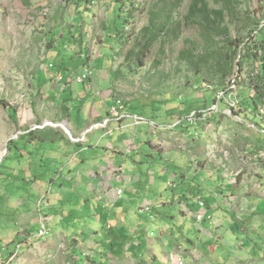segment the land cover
Here are the masks:
<instances>
[{
    "label": "rangeland",
    "instance_id": "obj_1",
    "mask_svg": "<svg viewBox=\"0 0 264 264\" xmlns=\"http://www.w3.org/2000/svg\"><path fill=\"white\" fill-rule=\"evenodd\" d=\"M175 1L135 0L137 7L122 29L125 43L121 46L108 42L107 37L115 16L114 0H0V159L5 144L14 142L2 159L7 157L4 168H0L8 178L0 176V263L8 258L5 264H178L172 253L174 243L191 249L198 242L194 220L182 215L178 202L173 207L170 204L172 194L179 201L188 190V184L182 186L180 182V172L191 181L195 180L191 172H200L204 180L200 182L199 196L205 199V207L209 200L213 208L202 212L203 223L211 215L214 219L225 217L246 223L253 220L258 224L253 228L257 234L250 228L245 232L237 228L236 234H229L228 248L264 255V229L259 226H264V143L259 151L254 148L256 139L262 137L259 131L264 129V117L259 114L264 104L251 114L241 109L238 102L245 95L253 96L251 91L242 84L237 89L233 84L225 90L211 87L180 57L187 40L201 44L197 26H184L178 39L166 40L164 46L154 44L141 63H132L126 57L148 23L147 10ZM237 1L240 4L235 18L225 22L232 36H243L249 29L244 27L246 22L263 20L264 0ZM188 3L189 0L183 1L176 12L177 19L183 18ZM209 4L219 7L212 0ZM84 68H89L92 75L79 83L77 77ZM65 86L74 91L108 94L114 102H121L127 115L143 120L122 130L117 129L115 122L109 124L112 139L120 136L135 142L137 151L127 156L124 175L130 182L144 174L155 180L147 196L137 191L141 187L136 183L129 188L122 186L125 200L139 197L140 201L150 202L151 220L146 213L138 215L140 232L129 243L139 247L138 257L133 248L126 255L118 251L117 245L110 248L115 241L110 239L115 238L114 230L103 231L110 236L107 245L104 241L92 244L88 240V220L93 214L88 213L82 201L88 187L75 186L66 195L60 191V184L68 172L28 169L32 164L45 167L57 158L56 150L43 140L51 130L48 123L59 124L61 116L65 117L62 111L68 110L63 109V103L69 93L59 92ZM2 103L15 108V121ZM85 112L88 110H83L81 116ZM75 114H71V121H79ZM44 123L45 131L19 139L24 132L43 127ZM33 142L37 143L35 150ZM174 183L178 186L175 189L171 188ZM217 186L222 192L226 189L227 196L215 198L213 195L220 193ZM231 200L234 209L223 203ZM246 202L259 210L253 212L254 219L238 214L251 211L252 206ZM159 204L161 208L156 207ZM100 213L110 214L108 210ZM39 221L44 223L43 237L37 236ZM166 221L170 223L168 228ZM164 230L172 233L173 239L160 238ZM255 235L260 239L254 240ZM196 250L201 252L200 247ZM179 258L183 264H194L190 256Z\"/></svg>",
    "mask_w": 264,
    "mask_h": 264
},
{
    "label": "crops",
    "instance_id": "obj_2",
    "mask_svg": "<svg viewBox=\"0 0 264 264\" xmlns=\"http://www.w3.org/2000/svg\"><path fill=\"white\" fill-rule=\"evenodd\" d=\"M59 92L69 93V98L63 103L64 108L68 110H66V113L62 111L65 117L61 116V121L59 122H65L64 125H67L69 128L71 136L77 140L73 141L68 136H66L65 131L61 127L49 125L48 127H50L51 130L46 134V136H48L47 139L43 141H46L49 144L48 147H50L52 150H56L58 153L57 158L54 162L49 163V165H45V167L37 164L29 165L30 163L28 162V169L29 171L44 169V172H68L60 184V191L62 190V193L66 192V195L70 194L69 192H72L75 186L88 187V194L84 195L85 197L82 198L88 213L93 214L90 215L91 218L88 220V224L91 225V228L87 231L89 235L88 240L92 242V244H98L99 242L104 241L107 245L110 242V239H114L115 241L113 244L117 245L118 251L120 253L126 255L127 252L133 248V251L136 249L135 252L137 253H135V256L138 257V255H140L138 253L139 247H135L132 244L129 245V243L134 242L135 236H137L140 232V222L137 220L138 215L143 214L140 212V208L146 205L150 207V202L146 199L140 201L139 197L137 200L134 198L125 200V188L123 189L122 186L127 185V188H129L134 186L136 183L135 185H137L138 188L141 187V189L139 188L137 191L140 192V194L147 196L145 194L149 192V189L155 185V180L152 178V176L150 177L147 174H144L143 176L140 175L134 177L131 182L129 181V179L123 173V166L125 165V160L127 156H129V153L133 152L134 150L137 151V149L134 147L135 142L133 139L121 138L120 136L119 138L112 139L113 134L109 129V124L111 122H115L117 129L119 130H122L125 126H132V123H127L120 117L115 119L109 118V109L114 104V100L108 94L101 96L98 92H94L93 90L74 91L67 86H65L62 90H59ZM71 103H74L75 105H71ZM83 110H88V112H85V115L81 116V112H83ZM73 112L76 113L75 115L78 116L79 121H71V114ZM122 112L128 113L124 109ZM107 118L109 119V122L105 128L98 126L103 122L104 119ZM35 127L36 130L33 128L34 131L41 132L45 131V127L47 126ZM58 131L59 134H57ZM108 137L111 138L108 139ZM37 139L40 138L37 137L36 140ZM36 145L37 143L35 142L31 144V146L34 147V150ZM30 157L33 158L32 154ZM130 161L133 164H136L134 159L130 158ZM23 169L25 170L26 167ZM147 173L150 174V172ZM191 173L192 177L198 181L195 183V180L191 181L190 179H187L186 175H184L183 172H180L179 176L181 178L180 182L182 186L184 184L189 185L190 183H187V181L191 182V184L189 186L187 185L188 190H186L184 195H181L182 198L179 196V201H176L175 199L177 197L176 194H172L174 199L171 197L170 204L173 207L175 206L176 202H178L179 207L182 208V215H186L194 220L192 226L198 235V242L194 245L189 239L182 235L183 239H187L188 242L192 244V248H185L181 244L174 243L172 248L174 257L190 256L194 264H259V262L260 264H264V259H262L264 258L263 254L255 255L254 253L251 254L246 251L243 253V251H233L231 247H227L230 246L231 242V237L228 235L233 234L237 228H239V231L241 232H245L247 228H250L253 232L256 231H254L253 228H255V225L258 224L253 222V220L252 222L246 223L236 219L230 221L225 217L224 219L219 217L214 219V217L211 215L207 216V221L204 223V217L201 221H197L195 219V214L197 212V201L200 199L203 200L199 194L202 192L200 182H204V180L202 179L200 172ZM89 181H92L93 183L90 185ZM170 182L172 183L175 181L172 180ZM50 184L54 185L53 180H50ZM226 185V189L229 190L230 188L228 185L231 186L233 184L232 182H228V185ZM176 186L177 185L174 183L171 185V188L175 189L178 187ZM118 189L122 190L121 195H117ZM224 191L222 192L221 188L220 193H217L216 196H213L215 198L221 197L222 199L223 196H227V193H224ZM96 200H98V205L95 204ZM207 201V205L203 211L207 210L210 212L212 210L211 208L213 207L209 205V200ZM223 203L234 209L235 203L232 200L231 202ZM248 205L252 206L250 209L251 211L238 214H245L246 216L253 217V212L259 211L254 205ZM48 206H50V204ZM133 206L136 207L135 211H133ZM156 207L161 208L162 205L159 204ZM94 210L97 211L93 213ZM101 210H108L110 214L107 216L104 214L106 212L100 213ZM98 213L101 214L100 218H97L96 216ZM112 214H115V219L113 218ZM254 218L255 217H253V219ZM164 224L165 228H168L170 225V223L167 221ZM259 226L263 227L264 229V226ZM113 230L116 239L114 237L109 239L110 236L108 237L103 234V231ZM172 236V233H168L166 230H164L162 231L160 238L165 237L167 239H173ZM262 237H264V235ZM259 239L260 236L255 235L254 240ZM201 241L203 243H201ZM211 243H214L216 246L212 245ZM99 245H101V243ZM217 246H219L220 249H218ZM198 247H200L201 252L196 250ZM257 256L261 257V259L258 260L254 258Z\"/></svg>",
    "mask_w": 264,
    "mask_h": 264
},
{
    "label": "trees",
    "instance_id": "obj_3",
    "mask_svg": "<svg viewBox=\"0 0 264 264\" xmlns=\"http://www.w3.org/2000/svg\"><path fill=\"white\" fill-rule=\"evenodd\" d=\"M114 1L117 3L113 8L115 16L107 37L108 42L122 46L125 43L121 39L122 29L131 18L137 4L135 0ZM183 1L176 0L171 4L165 2L155 9L149 8L148 23L141 29L140 38L134 42L126 57L132 63H141L146 52L154 44L161 43L164 46L167 43L166 40L169 42L177 40L184 26H197L201 33V44L187 40V47L180 52V57L194 68L203 82L209 83L211 87L225 90L231 89L233 84L237 89L242 84L245 90L253 93V96L245 95L237 105L250 114L254 113L264 104V18L261 22H246L244 27L249 29L243 36H232L225 21L227 18L229 20L235 18L240 4L237 0H212L219 6L218 8L211 7L209 0H189L185 15L182 19H177L176 12ZM125 8H128L127 13H124ZM241 77H243L242 80H240ZM1 105L15 121V108L6 103ZM262 130L264 131L262 128L258 130L262 137L256 139L258 142L254 146L258 151L262 149L261 144L264 143ZM36 132L26 131L19 139ZM12 144H14L13 141L8 142V152ZM4 160L0 168H4ZM1 175L3 173L0 170ZM3 177L5 180L8 179L5 175ZM114 246L113 243L110 244L111 249H114ZM2 252L0 248V254ZM2 261L0 264H5L8 258Z\"/></svg>",
    "mask_w": 264,
    "mask_h": 264
},
{
    "label": "built area",
    "instance_id": "obj_4",
    "mask_svg": "<svg viewBox=\"0 0 264 264\" xmlns=\"http://www.w3.org/2000/svg\"><path fill=\"white\" fill-rule=\"evenodd\" d=\"M91 75H92V71L89 68H84L81 71V73L79 74V76L77 77V82H79V83L86 82L87 80L90 79ZM122 111H123V107L121 105V102L119 100H116L114 102V104L112 105V107L109 109V116L112 119L120 117L122 120H131V121H133L132 125H139V124L143 123V120L141 118L132 117V116H130V114L127 115L125 112H122ZM259 114L262 117H264V108L259 110ZM108 122H109V119L107 118L106 120H104L98 126H101V127L105 128L107 126ZM121 194H122V190L118 189L117 190V195H121ZM204 209H205V204H204L203 200H201V199L198 200L197 201V212L195 214V219L197 221H201L203 219L204 216H203L202 211ZM140 212L141 213H146V215L149 217V219H151V215H150L151 209H150L149 206L146 205V206L141 207L140 208ZM39 223L41 224V229L37 231V236L43 237L46 234V232L44 230V223H42L40 221H39ZM176 259L178 260V264H183L179 257H176Z\"/></svg>",
    "mask_w": 264,
    "mask_h": 264
},
{
    "label": "water",
    "instance_id": "obj_5",
    "mask_svg": "<svg viewBox=\"0 0 264 264\" xmlns=\"http://www.w3.org/2000/svg\"><path fill=\"white\" fill-rule=\"evenodd\" d=\"M50 126H54V127H61L64 131H65V134H67V136L71 139V140H73V141H76L77 139H75V138H73L72 136H71V134H70V131H69V128L67 127V125H64L63 123H59V124H53V123H48ZM44 126H47V123H44L43 124V127ZM9 142V141H8ZM8 142L5 144V150H4V153H3V156L1 157V159H0V163H1V161H2V159H3V157L5 156V154H6V151H7V145H8Z\"/></svg>",
    "mask_w": 264,
    "mask_h": 264
}]
</instances>
